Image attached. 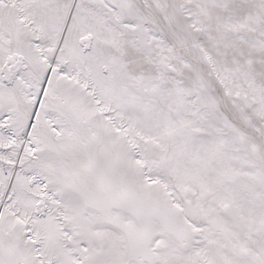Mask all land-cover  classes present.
<instances>
[{
	"label": "snow or ice",
	"instance_id": "obj_1",
	"mask_svg": "<svg viewBox=\"0 0 264 264\" xmlns=\"http://www.w3.org/2000/svg\"><path fill=\"white\" fill-rule=\"evenodd\" d=\"M0 264H264V0H0Z\"/></svg>",
	"mask_w": 264,
	"mask_h": 264
}]
</instances>
